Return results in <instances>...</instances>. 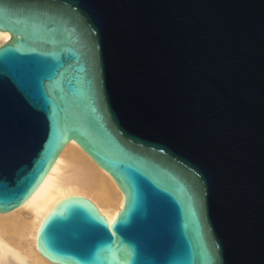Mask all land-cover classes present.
Here are the masks:
<instances>
[{"label": "water", "instance_id": "water-1", "mask_svg": "<svg viewBox=\"0 0 264 264\" xmlns=\"http://www.w3.org/2000/svg\"><path fill=\"white\" fill-rule=\"evenodd\" d=\"M0 31V213L71 140L125 199H63L41 255L264 264V0H0Z\"/></svg>", "mask_w": 264, "mask_h": 264}, {"label": "bare ground", "instance_id": "bare-ground-1", "mask_svg": "<svg viewBox=\"0 0 264 264\" xmlns=\"http://www.w3.org/2000/svg\"><path fill=\"white\" fill-rule=\"evenodd\" d=\"M10 34L0 31V46ZM92 203L109 224L124 206V195L112 177L73 141L66 143L41 183L19 207L0 213V264H58L37 248L45 217L65 198Z\"/></svg>", "mask_w": 264, "mask_h": 264}]
</instances>
